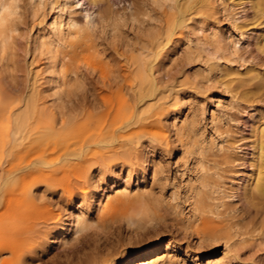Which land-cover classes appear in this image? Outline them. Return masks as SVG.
I'll list each match as a JSON object with an SVG mask.
<instances>
[{
	"label": "rangeland",
	"instance_id": "374dc122",
	"mask_svg": "<svg viewBox=\"0 0 264 264\" xmlns=\"http://www.w3.org/2000/svg\"><path fill=\"white\" fill-rule=\"evenodd\" d=\"M3 1L0 141L28 99L53 139L0 158L29 165L0 184V263L10 240L33 248L23 264H118L158 242L157 264H264V205L240 189L264 128V15L247 0ZM54 17L76 25L59 36ZM123 190L138 228L95 204ZM76 216L85 228L55 245Z\"/></svg>",
	"mask_w": 264,
	"mask_h": 264
},
{
	"label": "bare ground",
	"instance_id": "6f19581e",
	"mask_svg": "<svg viewBox=\"0 0 264 264\" xmlns=\"http://www.w3.org/2000/svg\"><path fill=\"white\" fill-rule=\"evenodd\" d=\"M3 1V0H2ZM94 2V0H92ZM4 2V1H3ZM233 7H239L244 4L242 0H231ZM247 4H249L252 9L255 10L256 14L259 13L264 15V0H247ZM5 8H8L6 3H0V22L1 25L5 19ZM75 22L70 17L67 19L65 23L61 20H57V18L52 19L51 23V31L52 33H58L59 36H63V29L66 26V29L69 30L75 27ZM260 36L256 37V45L260 47H264V41L260 39ZM161 42V41H160ZM165 46V45H164ZM163 46L161 43H156L152 47V53L154 55L153 59H156L160 56V52L162 51ZM151 50V48H150ZM150 50L148 52H150ZM148 53H146L147 55ZM145 58H148L146 57ZM151 57V55H150ZM149 57V58H150ZM145 60V59H143ZM141 62V60H140ZM145 62V61H144ZM147 65L148 61L146 60ZM151 62V61H149ZM142 63V62H141ZM140 63V64H141ZM150 64V63H149ZM145 66V65H144ZM148 67L144 68L142 64L137 68L139 75H142L140 82H138V92H146L148 94L153 95L155 89L154 78L152 77V71L150 69L147 70ZM151 68V66H150ZM136 71V73H137ZM152 72V73H151ZM138 80V79H137ZM144 81L147 83L144 87ZM157 91V90H156ZM155 93V92H154ZM35 99H28L24 102V109L21 112L13 115L11 117V128L9 133L5 134V138L0 141V158L4 157L5 154L9 155L11 151L15 148H20V150H24L29 147L31 150H36L38 147L46 141H51L53 139L52 134H50V128H45L41 124L42 114L40 109L37 108L38 104H36ZM259 137L257 138L255 151L252 154L251 159V173L246 176V180H244L241 189L242 198L246 201L248 206L256 207L257 205H264V128L259 131ZM52 143V141L50 142ZM255 144V143H254ZM35 162V161H34ZM26 165V164H25ZM37 165H31L32 168ZM26 169L29 165L24 166ZM24 167L15 166L10 164L5 168H0V184L10 179L14 178L17 173L18 175L22 173ZM33 169H31L33 171ZM29 170V169H28ZM35 170V169H34ZM30 171V170H29ZM31 172V171H30ZM29 173V172H28ZM22 175V174H21ZM13 180V179H12ZM105 190H101V196H104ZM33 194V193H32ZM34 196V195H33ZM107 202L103 206L101 199L96 200L95 204L97 207H101L103 213H107L108 210L120 212L123 215L122 220L129 227L135 226L140 227V221L145 218L146 213L142 209H135L132 204L133 200L129 199V196L125 191H116L113 196L106 195ZM4 201V197L0 195V206ZM20 204L23 206L27 205L31 207L34 205L32 195L28 193L27 190H22L20 192L19 197ZM135 201V200H134ZM99 210V209H98ZM69 217V216H68ZM67 217V218H68ZM66 218V219H67ZM70 218V217H69ZM85 228V223L79 217L72 218L69 221H65L61 225V230L59 232V236L54 239V243L59 244L64 242L65 235L70 231L73 234H77ZM12 241H7L4 245L3 251H7L9 256L6 259L1 260L0 264H23L24 255L30 253L32 251V247H27L26 249H22L18 245L12 244ZM160 242H158L154 248L144 250L142 252L136 253L135 258H131L127 256L123 258L121 263L118 264H157V261L160 259L156 252L159 250ZM76 264H106L107 262H111L110 259H91V260H81L77 259ZM74 263V264H75Z\"/></svg>",
	"mask_w": 264,
	"mask_h": 264
},
{
	"label": "clouds",
	"instance_id": "9594fccd",
	"mask_svg": "<svg viewBox=\"0 0 264 264\" xmlns=\"http://www.w3.org/2000/svg\"><path fill=\"white\" fill-rule=\"evenodd\" d=\"M8 11V9L7 8H5V12H7Z\"/></svg>",
	"mask_w": 264,
	"mask_h": 264
}]
</instances>
